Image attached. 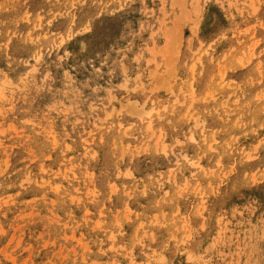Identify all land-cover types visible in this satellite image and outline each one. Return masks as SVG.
<instances>
[{
    "label": "rangeland",
    "instance_id": "obj_1",
    "mask_svg": "<svg viewBox=\"0 0 264 264\" xmlns=\"http://www.w3.org/2000/svg\"><path fill=\"white\" fill-rule=\"evenodd\" d=\"M0 264H264V0H0Z\"/></svg>",
    "mask_w": 264,
    "mask_h": 264
},
{
    "label": "bare ground",
    "instance_id": "obj_2",
    "mask_svg": "<svg viewBox=\"0 0 264 264\" xmlns=\"http://www.w3.org/2000/svg\"><path fill=\"white\" fill-rule=\"evenodd\" d=\"M223 76H224V75H223ZM149 112H150V111H149ZM151 113H152V112H151ZM151 113H147V115H148V116H150V115H151ZM193 139H194V138H193Z\"/></svg>",
    "mask_w": 264,
    "mask_h": 264
}]
</instances>
